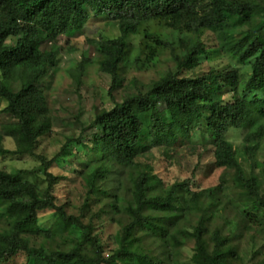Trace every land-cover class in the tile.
Segmentation results:
<instances>
[{
    "label": "trees",
    "instance_id": "16d2710c",
    "mask_svg": "<svg viewBox=\"0 0 264 264\" xmlns=\"http://www.w3.org/2000/svg\"><path fill=\"white\" fill-rule=\"evenodd\" d=\"M99 18L110 26L134 19L141 30L136 54L129 30L95 42L99 70L112 77L110 93L133 65L147 69L167 53L174 64L148 91L101 109L90 142L73 135L52 159L38 155L52 128L43 84L60 63L58 39L82 34ZM224 54L236 65L196 73L210 55ZM76 69L80 76L85 70L81 62ZM179 143L193 145V153L198 143L213 147L211 167L223 169L217 185L166 184L154 172V153L170 155ZM70 146L88 156L83 208L101 195L109 199L89 222L56 204L60 178L49 168ZM263 147L264 0H0V154L42 160L35 170L0 166V264L19 254L24 264H181L186 237L195 242L193 264H264L243 263L237 245L246 233L253 243L264 240ZM39 170L44 187L28 179ZM46 210L56 212L50 228L39 224ZM107 214L120 225L109 251L95 222ZM146 236L161 241L168 261L151 255Z\"/></svg>",
    "mask_w": 264,
    "mask_h": 264
},
{
    "label": "rangeland",
    "instance_id": "374dc122",
    "mask_svg": "<svg viewBox=\"0 0 264 264\" xmlns=\"http://www.w3.org/2000/svg\"><path fill=\"white\" fill-rule=\"evenodd\" d=\"M92 20L82 34L70 38L62 36L58 39V45L61 46L60 63L57 69L50 72L43 84L48 106L51 109L52 128L49 134L40 139L36 152L48 159H52L60 152L67 137L83 135V137L86 136L85 142H90L88 137L95 131L92 123L101 109L113 108L116 102H122L126 95L135 93L140 89L143 92L148 91L150 83L159 79L174 64L168 53L163 55L156 65L147 69H138L132 64L133 66L129 67V70L122 73L123 77L119 82L121 86L110 93L112 77L110 74L99 70L95 42L100 41L103 36L115 38L121 35L124 29L129 30L132 34V40H130L136 45L132 54H136L140 41L139 34H141L140 24L134 19L118 22L114 26L107 25L103 18ZM210 40L212 38L207 35L206 41L209 47H213L214 44ZM9 42L8 38L4 41L5 44ZM131 60H133L132 57ZM79 62L84 65L85 69L81 76L78 74L79 70L76 69ZM234 62L235 59L233 60L229 54L210 55L208 60L196 70V73L207 72L214 65L219 68L233 67L236 65ZM242 74L245 76L247 70H243ZM135 80L138 82L137 85L134 84ZM83 123L86 125L84 127L85 133ZM234 140L238 147L242 142V137H235ZM3 143L7 149L15 150L16 148L11 137H5ZM191 147H193L191 144L179 143L170 155H165L162 150H157L152 157L154 172L166 184L191 179L194 187L199 190L217 185L223 169L211 167L213 147L210 145L204 147L202 143H198L194 153L191 151ZM69 149L70 154L62 156L49 168L50 172L60 178L55 190L56 204L64 206L69 214L81 215L84 213V221L89 222L92 214L103 208L109 199L101 195L99 203L93 201L88 207L83 208L87 188L81 173L84 167L83 160L88 156L86 157L84 151L78 150L75 146H70ZM199 153L202 154L200 158ZM258 158L264 161V147L258 154ZM41 163L42 160L37 156L0 154V166L9 171L35 170ZM40 171L37 175L30 174L28 179L44 187L46 185L45 176ZM232 193L235 194L234 187H232ZM38 219L40 225L50 228L56 219V212L54 210L40 211ZM95 222H97L96 234L99 235L106 251L115 248L114 238L120 229V225L111 219L110 214L104 215L101 220H95ZM35 240H38L37 244L42 243L39 238H35ZM143 240L144 246L147 247L151 255L160 260L168 261L167 250L160 240L152 236L143 237ZM46 244L49 246L48 242ZM262 244L264 246L263 238L255 243L251 242L250 233H246L242 239L237 240L240 252L243 253V263H255L262 260L264 258ZM194 245V239L191 237H186L183 240L181 264H193L191 257ZM258 250L260 251L256 255ZM25 262V255L19 254L9 259L7 264H24Z\"/></svg>",
    "mask_w": 264,
    "mask_h": 264
}]
</instances>
